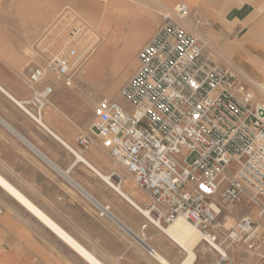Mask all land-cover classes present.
I'll return each mask as SVG.
<instances>
[{
  "label": "built area",
  "instance_id": "2783aa9c",
  "mask_svg": "<svg viewBox=\"0 0 264 264\" xmlns=\"http://www.w3.org/2000/svg\"><path fill=\"white\" fill-rule=\"evenodd\" d=\"M69 13L64 45L44 65L35 64L28 76L35 88L23 105L38 123L54 92L52 84L38 85L50 73L71 85L102 41L90 23ZM190 13V6L180 1L163 14L121 90L130 108L116 99L100 100L90 133L78 134L76 142L87 148L98 139L125 167L137 187L149 194L151 201L142 205L155 225L168 226L182 217L208 243L224 247L242 236L251 239L258 227L244 216L226 229L217 194L224 202L247 195L264 217V104L252 106V93L239 82L238 72L218 66L202 40L182 25ZM191 153L198 157L188 164ZM110 176L119 186L126 179L116 170ZM100 214L110 215V206H101Z\"/></svg>",
  "mask_w": 264,
  "mask_h": 264
},
{
  "label": "crops",
  "instance_id": "0c3cea01",
  "mask_svg": "<svg viewBox=\"0 0 264 264\" xmlns=\"http://www.w3.org/2000/svg\"><path fill=\"white\" fill-rule=\"evenodd\" d=\"M5 1L0 0V8ZM84 1V9L89 8L90 4ZM185 1L190 3L191 14L182 25L205 43L206 51L218 66L238 72L239 82L255 94L252 106L264 103L252 82L264 81V0ZM160 6L167 7L164 3ZM2 17L4 13L0 12ZM28 22L30 27L22 29L20 39L26 44L33 43L30 46L35 51L34 42L44 34L46 20ZM19 24L12 21L13 28ZM154 31L155 24L140 46ZM2 55L8 54L0 52ZM12 70L8 64L0 65V173L103 264H164L154 256L155 251L172 264H179L184 253L174 248L171 237L119 192H109L107 182L93 170L92 166L108 174L112 168L109 156L98 139L87 148L77 144L76 128L66 111L72 90L63 84L62 78L50 73L54 81L45 80L38 85L41 88L49 81L54 86L50 104L42 116V122L52 133L19 104L32 96L31 89L11 79ZM27 86L35 88L28 82ZM240 93L243 94L238 92V97L243 101ZM77 153L85 160L78 159ZM111 161L117 167V162ZM120 172L127 174L121 169ZM131 178L128 175L130 182L124 189L137 203L147 202L149 194ZM0 204L7 206L2 198ZM103 205L110 206V215L100 214ZM0 212V242L5 243L0 245V257L3 256L0 264H15L9 262V257H14L13 247L21 249L23 260L18 264H61L60 249L54 250L53 256L46 255L44 243L30 241L26 227H21L26 236L20 231L19 246L6 245V233H16L18 229L12 223L6 225L10 222L8 214Z\"/></svg>",
  "mask_w": 264,
  "mask_h": 264
},
{
  "label": "rangeland",
  "instance_id": "374dc122",
  "mask_svg": "<svg viewBox=\"0 0 264 264\" xmlns=\"http://www.w3.org/2000/svg\"><path fill=\"white\" fill-rule=\"evenodd\" d=\"M83 1L84 0H6L2 4L0 12L4 13V17L0 18V52L8 55H2V57H0V65H10L13 69L12 71H14L10 73V78L14 79L15 82L20 83L21 86L27 89H31V95H33L34 91L32 88H29L27 86L30 71L37 63L44 65L52 52L55 54L56 51L52 49V42H55L56 45V41L59 40L61 35H64L63 37L65 38L68 36L70 25L67 22L69 20V16L65 13L70 11V18L72 16V13L78 15L80 18L90 23V25L96 31H98L99 33H103V31L100 29L101 25L98 26L94 22V20L84 12V5L82 4ZM110 1L111 3L112 1L116 2V0H87L84 2L88 3V5L90 4L89 8L94 3H97L101 8L100 11H97V22H101L102 24L107 19L109 27L112 30H115L118 26V20L113 16H108L109 18L106 16L107 13H110L113 10V8L109 5ZM134 1H136L135 3H137L135 4L136 6H140V8L145 7L143 8L144 10H146L147 12L153 11L157 16L153 20V26L155 24V31L153 32V34H151L147 41H145L140 46L144 38L140 40L133 39L134 33H132V31L134 28L133 24L135 23L132 18L128 17L123 20L121 24L122 28L118 35V41L116 45H114L111 50L106 52L107 56L109 55L108 59L101 64L98 70L99 73L97 72L95 77L85 79V77L83 76L84 72L82 70V66H84V69L91 61L93 56L96 55V52H98L102 48L101 42L95 48L94 54L92 56L90 55L86 60V64L84 63L81 68L75 73L71 85H67L65 79H62L63 84L65 86H68L72 90L71 103L67 108L68 110L66 111L72 120L71 122L76 128V135L89 133V128L96 118L95 106L100 100L104 98L116 99L126 108H130V105L127 103V101L124 98H119V96L121 95L123 86L138 66V53L140 49L144 45H146L151 37L155 34L158 26L162 22L163 14L166 12L169 13L170 9H172L178 2H180L172 1L170 3H167L165 2L166 0H158L167 3V7L161 9L160 3L158 4L157 0ZM181 2L186 1L183 0ZM40 19H44V21L46 20V28L44 34L39 38L38 42H34L33 47L35 51H37L35 52L31 49L30 46L33 43L26 44V42L21 40L20 38L21 34L23 33L22 29L30 27L28 24L30 22H28V20L35 22ZM12 21L20 22L22 25L19 24L20 28H13L14 25H12ZM65 38L62 41L63 43L61 42L60 46L58 47V50H60V48H62V46L64 45ZM57 43H59V41H57ZM37 53H39L38 57L36 55ZM107 69L109 70L107 71ZM127 70L128 73H126L124 77H121L124 71ZM80 72L82 75L80 74ZM45 80H49L50 82L54 81H52V78H50L49 75ZM49 81H46V83H49ZM252 82L255 85V82ZM115 84H117L116 88L111 92H108L113 86H115ZM248 91L253 92L251 90ZM260 94L264 98V94ZM31 97H28L27 99L29 100ZM103 149L109 156L108 151L105 148ZM197 157V153H191L187 157L186 162L188 164H192L197 159ZM108 159L109 163L112 166L108 174H111L114 170L122 174V172H120V169L123 170V172H127L125 167H123L119 163H117V167H115L111 161L112 158L110 156ZM128 175V172L127 174H123V176L126 178L125 186H127L130 182V179H128ZM131 179L135 184L134 178L132 177ZM114 183H116L115 180ZM107 186L109 187V192H116L113 187L109 185ZM0 198L4 199L7 202V206L0 204V210H3V212L8 214V221L10 222H6V225L12 223L18 229V232L16 233L12 231H9L8 234L6 233V236H8L6 239V245H8L10 248H12L15 244L16 246H19L20 241H22L20 240V231H22L23 236H26L24 229L26 227L28 229L27 234L30 241H32L34 244H36V241H41L44 243V250L46 255L53 256L52 254L54 250L58 251V249H60L61 264H88L1 187ZM215 199L221 205L220 219L222 220L226 229L233 227L244 216L254 217L253 220L255 222V228H259L260 225L261 227H263V230L258 229L257 233L253 237H251V239H246V236H242L237 242L233 244L227 243L224 247H222L228 254L227 262H230L231 264H264V217H257V212L259 211L258 205L254 201H252L249 196L243 194L233 202L222 201L221 195L219 194L216 195ZM150 201V196H148L147 203H149ZM229 207H232L233 209L231 210L229 209ZM162 225L167 226L164 223H162ZM172 242L176 250H181L173 240ZM2 244L5 246L4 242H0V245ZM202 244V246L206 247L207 249L206 251H204L201 249V246L199 247V249H197V258L195 259L194 264H216L221 260L222 256L217 247L208 243L206 240H203ZM13 255L14 257H9L10 263L18 264V262H21L23 260V258L20 257V247H13ZM2 257H0V259ZM184 257L185 254L183 255V259Z\"/></svg>",
  "mask_w": 264,
  "mask_h": 264
},
{
  "label": "bare ground",
  "instance_id": "6f19581e",
  "mask_svg": "<svg viewBox=\"0 0 264 264\" xmlns=\"http://www.w3.org/2000/svg\"><path fill=\"white\" fill-rule=\"evenodd\" d=\"M135 2L136 1H134V0H121V1L116 0V2L112 1V3L110 1L109 5L113 8V10H112V12L107 13L106 16L107 17L113 16V17H115V19L118 20V23H117L118 26L115 30H112L109 27L107 19L102 24H101V22H97V16H96L97 11H100V9H101L97 3H94L90 8H86V9L83 8L84 12L87 13L98 26L101 25L100 29L103 31V33L100 32V34L102 35V38H103L101 41V43H102L101 47L102 48L98 52H96V55L93 56L91 61L88 63V65L84 69H83L84 66H82V70L84 72L83 76L85 77V79H87V78L90 79V78L95 77V75L98 72L101 64L105 60L108 59L109 55L107 56L106 52L111 50L112 47L114 45H116V43L118 41V35H119L120 30L122 28L121 24H122L123 20H125L128 17L133 19V21L135 23V24H133L134 28L132 31V33H134V36H133L134 40H140L142 38L145 39L147 36L146 34L152 29L153 20L155 17H157L156 14H154L153 11L147 12L146 10L143 9L145 7L140 8V6H136L135 4H137V3H135ZM157 2L158 3H164V2H161L158 0H157ZM165 2L170 3V2H172V0H166ZM167 3H164V4L167 5ZM187 4L189 5L190 3L188 2ZM63 36L61 35L59 38V40L61 42L64 39ZM60 44L61 43L59 42L56 45L57 48H54L53 50L58 51V46ZM94 52L92 53V55L94 54ZM127 56H129V55H127ZM127 56H126V58H127ZM85 64H86V62H85ZM108 70L109 69H107V71ZM126 73H128V70L124 71V73L122 74L121 77H124V75H126ZM80 74H81V72H80ZM254 82H255V85L258 88V90H260L259 92L264 94V81H256L255 80ZM116 86H117V84H115V86H113L108 92H111L112 90H114L116 88ZM240 92H243V91L240 90ZM253 95L255 96V94H252V96ZM19 104H21L25 109L23 102L20 101ZM261 104H264V103H259L258 105H261ZM39 121L43 124V126H45V128L47 130H49L50 132L53 133V131L50 129V127H48L45 123H43L42 120H39ZM77 158L80 160H85L84 157L79 153H77ZM92 168L95 172H97L98 174H100L103 177V179L107 182V184L109 186L113 187L117 192H119V194H121L122 196L127 198L129 201H131L133 203V205H135V207L138 208L141 212H143L144 214L149 216L148 209L145 208L142 204L134 201L128 195V193L124 189L125 184H121L119 186L118 184L114 183V179H113V177L110 176V174H106V173L102 174L96 167L92 166ZM0 187L3 188L6 192H8L10 195H12L13 198L16 199L23 207H25L29 213H31L33 216H35L41 223H43L47 228H49V230H51L61 241L65 242V244H67L70 248H72L74 251H76L82 258H84L90 264H103L100 260H98L94 256V254H92L90 251H88L80 242H78L69 232H67L61 225H59L52 217H50L45 211H43L41 208H39L32 200H30L18 188H16L13 184H11L1 173H0ZM229 209L232 210L233 208L229 207ZM249 217L254 219V217H252V216H249ZM257 217H261L260 211L257 212ZM159 227H161L164 230V232L168 236H170L171 239L184 252L185 257L179 264H194V261L197 258V249H199L200 246L202 247L201 249L204 251H206V249H207L206 247L202 246L203 245L202 241L204 240V237H203L202 233L199 231V229L194 224L188 222L187 220H185L182 217L175 219L168 226H163L160 223ZM258 229L263 230V227H261V225H260ZM212 245H214L215 247L218 248V250L222 256L221 260L219 262H217L216 264H231L230 262L229 263L227 262L228 254L226 253V251L221 246H219L218 244L213 243ZM154 256L158 260L163 262L164 264H172L164 256H162V254H160L157 251L154 252Z\"/></svg>",
  "mask_w": 264,
  "mask_h": 264
}]
</instances>
